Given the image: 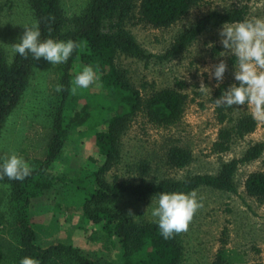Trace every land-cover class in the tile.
<instances>
[{
  "label": "rangeland",
  "instance_id": "rangeland-1",
  "mask_svg": "<svg viewBox=\"0 0 264 264\" xmlns=\"http://www.w3.org/2000/svg\"><path fill=\"white\" fill-rule=\"evenodd\" d=\"M61 1L69 18L80 14L88 3V0ZM140 3L141 0H136V9L126 28L153 58L147 62L121 55L117 64L145 96L153 89L176 88L188 95V102L182 120L173 126L153 124L145 113L137 116L122 137V161L107 178L138 181L142 173L138 167L144 164L149 168L147 179L153 182L181 180L188 175H216L224 162L240 159L250 146L264 142V119H259L253 133L245 138H234L230 152L215 153L213 144L221 128L229 125H221L218 118L227 114L234 121L240 115L251 114L246 105L220 108L215 103L217 94L234 82L233 57L226 51L218 56L224 51L219 36L221 26L202 35L190 49L173 56L167 53L182 32L212 12L239 10L243 19L264 17V0H204L169 28H154L142 22ZM34 21L27 0H0V44L10 62L14 58L11 45L23 35L24 25ZM221 59L226 60L228 68L218 85L208 71L209 68L214 71L213 66ZM60 65H53L44 58L33 64L28 88L0 132L2 158L13 152L30 164L46 158L50 138L44 132L54 122L57 93L52 82ZM202 84L204 90L200 88ZM75 95L82 106L107 100L115 102L114 95L101 85L78 89ZM88 128L76 125L70 130L62 152L50 165L51 174L75 179L81 177L84 170H95L103 161ZM100 129L102 126L96 128ZM177 146L192 153V163L185 169H175L168 164V151ZM259 171H264V153L256 161L240 164L234 178L236 194L205 187L196 191L202 206L194 213L187 230L180 232L185 247L183 264H212L216 251L223 246L222 241L227 242L230 250L244 255L245 260L264 264V201L246 193L248 176ZM86 194L72 185L59 184L33 205L31 218L38 244L46 247L62 242L80 249L101 264H123L122 251L114 236L104 233L101 224H89L84 220L82 203ZM151 203L152 198L141 202L124 198L117 210L134 221H155L150 209L147 211ZM130 211L134 216L129 215Z\"/></svg>",
  "mask_w": 264,
  "mask_h": 264
},
{
  "label": "trees",
  "instance_id": "trees-1",
  "mask_svg": "<svg viewBox=\"0 0 264 264\" xmlns=\"http://www.w3.org/2000/svg\"><path fill=\"white\" fill-rule=\"evenodd\" d=\"M27 1L40 24L42 39H72L78 47L68 62L59 66L52 82L57 100L53 125L44 132L50 138L46 158L36 159L31 164L32 174L23 181L9 180L7 176L0 179V264H19L24 256H34L40 264H101L69 244L59 242L46 247L38 244L31 209L59 184L63 187L72 185L88 193L82 203L84 220L89 224H101L104 233L114 236L122 251L123 264H183L185 247L181 233L164 239L155 221L129 219L117 210L119 203L124 198L145 201L160 191L187 193L203 187L236 194L234 178L240 164L260 159L264 142L250 146L242 158L224 162L216 175L197 174L181 180L153 182L147 179L149 168L144 164L138 167L142 172L138 181H122L117 177L108 180L110 171L122 161L121 140L134 119L145 113L153 124L176 125L184 116L188 95L169 88L153 89L145 96L132 84L127 72L118 66L121 55L147 62L153 58L126 28L136 9V0H88L82 12L72 18L65 14L61 0ZM202 1L141 0L140 19L154 28H169ZM242 19L239 10L212 12L182 32L167 55L186 51L205 31L218 28L226 21ZM231 59L233 62L234 58ZM35 61L30 54L27 58L17 54L10 62L0 44V132L28 88ZM84 65L97 69L100 85L114 95V103L107 100L80 104L71 88L76 73ZM57 85H62L63 90L58 92ZM218 120L221 125L229 124L221 128L213 144V151L219 154L230 152L234 138H245L258 126L251 114L240 115L234 121L223 114ZM76 125L89 127L103 161L93 171H82L79 178L51 174L50 165L62 152L70 130ZM99 126L103 129L96 130ZM38 156L41 157V153ZM167 160L172 168L180 170L192 163L193 156L188 149L177 146L168 151ZM246 191L264 201V171L248 176ZM223 262L225 255L221 251L215 264Z\"/></svg>",
  "mask_w": 264,
  "mask_h": 264
},
{
  "label": "clouds",
  "instance_id": "clouds-1",
  "mask_svg": "<svg viewBox=\"0 0 264 264\" xmlns=\"http://www.w3.org/2000/svg\"><path fill=\"white\" fill-rule=\"evenodd\" d=\"M25 31L12 44L13 55L33 59L44 58L53 65L68 62L77 43L72 40L41 38V28L38 21L24 25ZM220 43L224 51L233 59V83L221 91L215 99L217 106L232 107L234 105L247 106L253 119H264V17L250 16L239 21H226L219 29ZM214 71L210 70V77H214L219 85L224 80L228 64L221 59L215 64ZM100 86L99 75L92 65H84L73 81L71 91L75 94L78 89H86L90 85ZM204 90V85L200 86ZM56 90L62 91L63 86L57 85ZM32 165L15 152L6 158H0V179L7 176L9 180L23 181L32 174ZM202 204L197 200L195 191H160L152 198L148 207L155 218L159 234L164 239L187 230L189 222L196 210ZM129 215L134 214L130 211ZM19 264H40L34 256H24Z\"/></svg>",
  "mask_w": 264,
  "mask_h": 264
},
{
  "label": "crops",
  "instance_id": "crops-1",
  "mask_svg": "<svg viewBox=\"0 0 264 264\" xmlns=\"http://www.w3.org/2000/svg\"><path fill=\"white\" fill-rule=\"evenodd\" d=\"M219 28V27H218ZM217 28H214V29H211V30H209V31H205V32H203L199 37H198V39L202 36V35H204L205 33H207V32H211V31H214V30H216ZM197 39V40H198ZM197 40L188 48V49H190L196 42H197ZM257 120V119H256ZM257 122L259 123V120H257ZM259 143V142H258ZM97 148V147H96ZM98 149V148H97ZM98 154H99V152H98ZM217 191H219V190H217ZM221 192H223V191H221ZM226 193H229V192H226ZM246 193H247V191H246ZM248 194V193H247ZM250 196V195H249ZM252 197V196H251ZM253 198H255V197H253ZM35 205V204H34ZM223 242V243H222ZM221 243L223 244V246L225 247V248H223V246H222V248H220L219 250H217L216 251V255H215V257H214V260H213V262H212V264H215V261L217 260V256H218V254L222 251V253H224V255H225V262H223V263H220V264H254V262H253V260H251L250 262L248 261V259L247 260H245V257H244V255H242L241 253H235L233 250H230L229 248H228V244H227V242H225V241H222ZM224 249H226V250H224ZM233 251V252H232ZM252 255V254H251ZM251 255H249V256H251ZM262 261V259H260V261L259 262H261ZM263 262H264V256H263Z\"/></svg>",
  "mask_w": 264,
  "mask_h": 264
}]
</instances>
